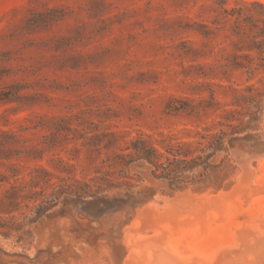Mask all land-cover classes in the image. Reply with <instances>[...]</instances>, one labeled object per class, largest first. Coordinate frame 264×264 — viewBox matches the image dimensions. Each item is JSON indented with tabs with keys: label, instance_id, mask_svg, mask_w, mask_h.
Wrapping results in <instances>:
<instances>
[{
	"label": "rangeland",
	"instance_id": "rangeland-1",
	"mask_svg": "<svg viewBox=\"0 0 264 264\" xmlns=\"http://www.w3.org/2000/svg\"><path fill=\"white\" fill-rule=\"evenodd\" d=\"M262 19L264 0H0L5 93L25 80L21 92L37 93L29 106L0 102V264H264ZM233 87L254 95L259 111L256 126L239 134L246 137L214 159L228 158L223 187L173 190L136 161L127 170L134 186L110 192L130 190L141 199L136 207L92 216L63 198L38 217L42 196L9 204L7 190L36 165L92 176L87 142L95 134L117 132L121 144L143 135L164 150L166 136L218 130L234 107ZM59 117L70 128L62 145L40 159L6 157L38 145ZM74 146L81 151H68ZM59 156L76 166L63 171Z\"/></svg>",
	"mask_w": 264,
	"mask_h": 264
},
{
	"label": "trees",
	"instance_id": "trees-1",
	"mask_svg": "<svg viewBox=\"0 0 264 264\" xmlns=\"http://www.w3.org/2000/svg\"><path fill=\"white\" fill-rule=\"evenodd\" d=\"M264 22V19H262ZM259 36L264 38V26L260 27ZM256 37V36H255ZM254 43L256 39H251ZM245 54H235V59ZM5 52L0 57V102L19 101L22 103L20 107L29 106L34 103L37 93L21 92L30 85L28 80L22 82L11 83L9 91L5 93ZM236 67H246L247 71L254 72L259 67L246 65L244 62H234ZM236 95L231 104L234 106L230 109H224L223 119L218 120L221 126L218 130L205 129L197 130L195 138L191 140L174 141L173 136H166L162 141L166 143L165 149H161L148 138L143 135L131 138L124 144H121L120 135L117 132H103L95 134L91 140L87 142L90 158L95 162L94 174L89 178L80 179L68 175L58 174L39 164L31 168L28 172L29 179L20 183V185H12L7 190L8 197L12 200L10 205L18 206L22 200L38 199L41 197L37 205L38 217L41 216L48 208L56 205L60 199H63L64 205L81 201L83 206L80 208L86 214L99 216L105 213L114 212L127 206L136 207L141 199L135 198L130 190L125 195L120 193L110 194L113 190H119L123 187L131 189L134 184L127 172L130 165L136 161L142 162L151 168V176L153 179L163 180L168 186L175 189H182L189 182L199 184V189H206L211 186L217 189L224 186L228 177L226 164L227 155H224L219 162L214 161L221 152H228L235 142L242 140L244 137L239 134L245 132L252 124L257 121L259 111L258 105L254 103V95H246L242 93V89L233 87ZM253 90V85L247 87ZM14 95V96H13ZM213 100L209 103L212 104ZM253 107H256L253 110ZM191 112L196 111L195 106H191ZM187 109V106H176L175 111ZM197 112V111H196ZM198 114V113H197ZM59 117L49 126L52 130L43 134L38 145L18 147L14 153L7 154L6 157L16 155L17 157H25L28 159H40L47 150H52L62 145L63 140L69 138L68 133ZM5 134V130L0 129V136ZM71 153H79L81 148L74 146L68 149ZM0 157L5 159V142L0 139ZM63 171H69L70 167H75L76 163H71L62 157L55 159ZM5 165V163H3ZM15 163H10V171L14 176L18 173ZM198 173L191 179L186 175L188 172ZM2 179L5 174L0 173ZM55 178L57 180H55ZM17 179V178H16ZM51 188L46 193L47 188ZM119 192V191H118Z\"/></svg>",
	"mask_w": 264,
	"mask_h": 264
}]
</instances>
